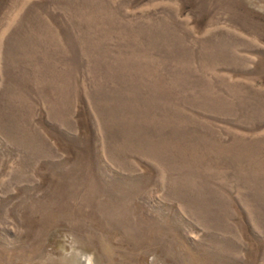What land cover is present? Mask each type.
<instances>
[{"label":"rangeland","instance_id":"374dc122","mask_svg":"<svg viewBox=\"0 0 264 264\" xmlns=\"http://www.w3.org/2000/svg\"><path fill=\"white\" fill-rule=\"evenodd\" d=\"M264 264V0H0V264Z\"/></svg>","mask_w":264,"mask_h":264},{"label":"bare ground","instance_id":"6f19581e","mask_svg":"<svg viewBox=\"0 0 264 264\" xmlns=\"http://www.w3.org/2000/svg\"><path fill=\"white\" fill-rule=\"evenodd\" d=\"M89 260L88 259H86V258H83L82 259V264H89V262H88Z\"/></svg>","mask_w":264,"mask_h":264}]
</instances>
